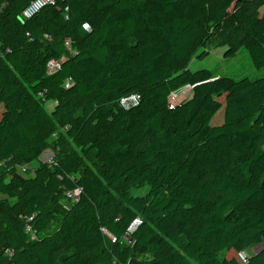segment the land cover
I'll use <instances>...</instances> for the list:
<instances>
[{
  "label": "trees",
  "instance_id": "obj_1",
  "mask_svg": "<svg viewBox=\"0 0 264 264\" xmlns=\"http://www.w3.org/2000/svg\"><path fill=\"white\" fill-rule=\"evenodd\" d=\"M33 1L0 0V264H238L252 247L264 264V76L188 67L215 44L264 68V0H51L22 19Z\"/></svg>",
  "mask_w": 264,
  "mask_h": 264
},
{
  "label": "rangeland",
  "instance_id": "obj_2",
  "mask_svg": "<svg viewBox=\"0 0 264 264\" xmlns=\"http://www.w3.org/2000/svg\"><path fill=\"white\" fill-rule=\"evenodd\" d=\"M223 50L224 48L217 47L215 44L208 45L202 51L198 52V53H203L205 55L202 59L198 57V53L195 56H193V58L189 62V66H188L189 69L192 71L199 70V69H211V70L215 69L216 74H219L222 76L234 75L236 76L237 79H240L242 77H247L250 80H254V79L264 76V68L260 70L254 69L251 66L248 56L244 52H242L241 54H239L238 56L230 60H225L223 58ZM188 93L190 94V91ZM86 99L87 97L80 99V101H85ZM53 107H54L53 102H47L44 104V108L47 112H50L53 109ZM222 113H223V108H221L219 112L215 115V117L212 119L211 121L212 125H219L223 123V119L221 118L223 116ZM259 149L264 151V134L262 136V141L259 145ZM91 162L96 163L94 159V154L91 156ZM35 166H36V163L20 164L17 166V174L20 177H23L25 175V170L27 168H31V167L33 168ZM146 192H147V187H143L141 189L134 190L132 193L134 196H142ZM74 199L75 197L66 195V197L61 201V204L65 208H69L74 202ZM55 229H56V226L53 225L49 233L50 234L53 233ZM256 250H258V247H252V251H256ZM236 260H237V257H236ZM237 263L245 264V263L240 262L239 260H237ZM188 264H196V263L189 262Z\"/></svg>",
  "mask_w": 264,
  "mask_h": 264
},
{
  "label": "built area",
  "instance_id": "obj_3",
  "mask_svg": "<svg viewBox=\"0 0 264 264\" xmlns=\"http://www.w3.org/2000/svg\"><path fill=\"white\" fill-rule=\"evenodd\" d=\"M50 3H51V0H34L22 11L21 18L22 19L30 18L36 12H38L42 7H44L45 5L50 4ZM58 69H59V63L57 61L48 62V64H47L48 74H52ZM189 91H191V88L187 86V87H184V89L181 91H177V92L172 93L168 97L169 107L172 108L173 106H176L177 104H179L181 101H184L185 99H187L190 96V94L188 93ZM187 93H188V95H187ZM137 103H138V95H136V94H130L129 96L123 97L119 100V105L124 110H128L129 108L137 105ZM52 158H53L52 150L46 149L39 156V161L42 164H51ZM77 195H78V192L75 191L72 195H69V196L76 198ZM140 224H141V220L139 218L134 219L132 221V223L129 225V227L127 228V230L125 232V236L123 237V241H125L127 244H130L129 237H130V235H132L135 232V230L137 229V227ZM27 231H28V229H27ZM112 241L114 242L115 239H112ZM254 253H255V251H252V248H250L248 250H243L237 254V260H239L242 263L247 264V260H248L249 256L253 255Z\"/></svg>",
  "mask_w": 264,
  "mask_h": 264
},
{
  "label": "water",
  "instance_id": "obj_4",
  "mask_svg": "<svg viewBox=\"0 0 264 264\" xmlns=\"http://www.w3.org/2000/svg\"><path fill=\"white\" fill-rule=\"evenodd\" d=\"M182 102H183V101H181L180 103H182ZM180 103H179V104H180Z\"/></svg>",
  "mask_w": 264,
  "mask_h": 264
}]
</instances>
